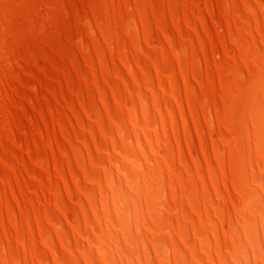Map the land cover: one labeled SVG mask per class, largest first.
I'll return each instance as SVG.
<instances>
[{"label": "bare ground", "instance_id": "6f19581e", "mask_svg": "<svg viewBox=\"0 0 264 264\" xmlns=\"http://www.w3.org/2000/svg\"><path fill=\"white\" fill-rule=\"evenodd\" d=\"M176 4L0 0V264H264V0Z\"/></svg>", "mask_w": 264, "mask_h": 264}, {"label": "rangeland", "instance_id": "374dc122", "mask_svg": "<svg viewBox=\"0 0 264 264\" xmlns=\"http://www.w3.org/2000/svg\"><path fill=\"white\" fill-rule=\"evenodd\" d=\"M165 1H166L167 8H168L171 16L174 18V15H175L176 10H177V4H176L177 3V0H165ZM206 2H207V6H209V2L208 1H206ZM173 26H174L173 28L177 31L178 30V24L175 22V20H173ZM181 77H182V80L183 81L186 80L185 69H182V75H181ZM236 184H237V182H234V185H235L236 189H238L237 186H236Z\"/></svg>", "mask_w": 264, "mask_h": 264}]
</instances>
